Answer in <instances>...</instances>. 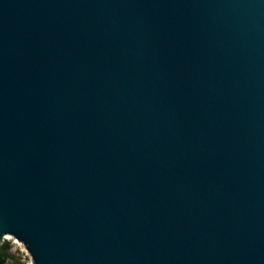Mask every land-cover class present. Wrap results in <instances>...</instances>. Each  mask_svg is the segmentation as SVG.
<instances>
[{
    "label": "water",
    "instance_id": "water-1",
    "mask_svg": "<svg viewBox=\"0 0 264 264\" xmlns=\"http://www.w3.org/2000/svg\"><path fill=\"white\" fill-rule=\"evenodd\" d=\"M32 264H264V0H0V245Z\"/></svg>",
    "mask_w": 264,
    "mask_h": 264
},
{
    "label": "rangeland",
    "instance_id": "rangeland-1",
    "mask_svg": "<svg viewBox=\"0 0 264 264\" xmlns=\"http://www.w3.org/2000/svg\"><path fill=\"white\" fill-rule=\"evenodd\" d=\"M7 242L12 245V255L5 264H32L31 257L21 242L11 236L5 238L3 243Z\"/></svg>",
    "mask_w": 264,
    "mask_h": 264
},
{
    "label": "trees",
    "instance_id": "trees-1",
    "mask_svg": "<svg viewBox=\"0 0 264 264\" xmlns=\"http://www.w3.org/2000/svg\"><path fill=\"white\" fill-rule=\"evenodd\" d=\"M11 248L12 245L8 242L0 245V264H5L12 255Z\"/></svg>",
    "mask_w": 264,
    "mask_h": 264
},
{
    "label": "bare ground",
    "instance_id": "bare-ground-1",
    "mask_svg": "<svg viewBox=\"0 0 264 264\" xmlns=\"http://www.w3.org/2000/svg\"><path fill=\"white\" fill-rule=\"evenodd\" d=\"M7 237H9V236H6L5 238H7Z\"/></svg>",
    "mask_w": 264,
    "mask_h": 264
}]
</instances>
